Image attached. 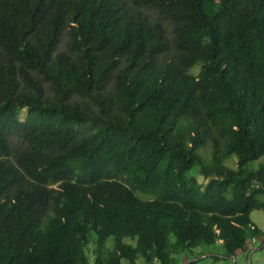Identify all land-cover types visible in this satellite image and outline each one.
Masks as SVG:
<instances>
[{
    "label": "trees",
    "instance_id": "1",
    "mask_svg": "<svg viewBox=\"0 0 264 264\" xmlns=\"http://www.w3.org/2000/svg\"><path fill=\"white\" fill-rule=\"evenodd\" d=\"M261 211L264 0H0V264L236 257Z\"/></svg>",
    "mask_w": 264,
    "mask_h": 264
},
{
    "label": "rangeland",
    "instance_id": "2",
    "mask_svg": "<svg viewBox=\"0 0 264 264\" xmlns=\"http://www.w3.org/2000/svg\"><path fill=\"white\" fill-rule=\"evenodd\" d=\"M199 69V67H198ZM26 110L22 119L26 117ZM227 166L233 167L234 161H228ZM192 178H199V170L191 173ZM142 197V195L139 194ZM252 220L264 233V212L252 213ZM264 235L253 241L252 246H247L245 252H238L236 257H229L225 254L222 246L200 247L194 253H180L173 255V264H264ZM139 264H145L139 260Z\"/></svg>",
    "mask_w": 264,
    "mask_h": 264
}]
</instances>
